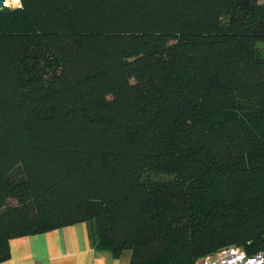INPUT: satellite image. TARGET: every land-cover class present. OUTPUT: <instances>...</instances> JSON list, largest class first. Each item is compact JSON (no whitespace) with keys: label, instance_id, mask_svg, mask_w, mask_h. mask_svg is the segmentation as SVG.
<instances>
[{"label":"trees","instance_id":"trees-1","mask_svg":"<svg viewBox=\"0 0 264 264\" xmlns=\"http://www.w3.org/2000/svg\"><path fill=\"white\" fill-rule=\"evenodd\" d=\"M0 9V263L84 222L129 264L264 250V0Z\"/></svg>","mask_w":264,"mask_h":264},{"label":"crops","instance_id":"crops-1","mask_svg":"<svg viewBox=\"0 0 264 264\" xmlns=\"http://www.w3.org/2000/svg\"><path fill=\"white\" fill-rule=\"evenodd\" d=\"M130 250L117 256L93 247L88 227L74 222L9 240V257L0 264H129Z\"/></svg>","mask_w":264,"mask_h":264},{"label":"built area","instance_id":"built-area-1","mask_svg":"<svg viewBox=\"0 0 264 264\" xmlns=\"http://www.w3.org/2000/svg\"><path fill=\"white\" fill-rule=\"evenodd\" d=\"M6 5V0H3ZM195 264H264V250L247 254L234 246L223 247L212 255H205Z\"/></svg>","mask_w":264,"mask_h":264},{"label":"rangeland","instance_id":"rangeland-1","mask_svg":"<svg viewBox=\"0 0 264 264\" xmlns=\"http://www.w3.org/2000/svg\"><path fill=\"white\" fill-rule=\"evenodd\" d=\"M10 4H6L5 6H11V7H16L20 5V1L19 0H10Z\"/></svg>","mask_w":264,"mask_h":264},{"label":"water","instance_id":"water-1","mask_svg":"<svg viewBox=\"0 0 264 264\" xmlns=\"http://www.w3.org/2000/svg\"><path fill=\"white\" fill-rule=\"evenodd\" d=\"M3 5H4L3 0H0V9L2 8Z\"/></svg>","mask_w":264,"mask_h":264},{"label":"bare ground","instance_id":"bare-ground-1","mask_svg":"<svg viewBox=\"0 0 264 264\" xmlns=\"http://www.w3.org/2000/svg\"><path fill=\"white\" fill-rule=\"evenodd\" d=\"M11 2H10V0H6V4H10Z\"/></svg>","mask_w":264,"mask_h":264}]
</instances>
